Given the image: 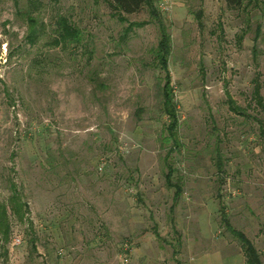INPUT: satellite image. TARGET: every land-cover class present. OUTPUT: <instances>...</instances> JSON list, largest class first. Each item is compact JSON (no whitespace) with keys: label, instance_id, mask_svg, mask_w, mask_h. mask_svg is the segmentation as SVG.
<instances>
[{"label":"rangeland","instance_id":"obj_1","mask_svg":"<svg viewBox=\"0 0 264 264\" xmlns=\"http://www.w3.org/2000/svg\"><path fill=\"white\" fill-rule=\"evenodd\" d=\"M34 1L0 0V204L24 203L22 217L8 211L0 264H243L224 218L264 263V109L252 99L259 82L264 101V0H151L133 14ZM59 16L79 42L59 38Z\"/></svg>","mask_w":264,"mask_h":264},{"label":"trees","instance_id":"obj_2","mask_svg":"<svg viewBox=\"0 0 264 264\" xmlns=\"http://www.w3.org/2000/svg\"><path fill=\"white\" fill-rule=\"evenodd\" d=\"M110 7L114 8L117 13L121 14H133L139 12L147 1L151 0H106ZM227 8L229 9H237L240 8L244 0H224ZM34 0H28V4H34ZM152 12V11H150ZM30 21V26H34V19L32 17H28ZM56 31L62 40L69 42H79L80 41V33L71 24L64 18L63 16H59L56 21ZM159 32L160 39L157 45V49L154 51V59L156 60V65L165 71L166 81L165 84L161 87L162 94V111L169 118V122L167 124L166 129L168 130V134L170 139L174 145H179L178 137H177V107L173 101L172 89H171V78L169 75L168 69V57L170 55V37L166 32L164 24H159ZM33 36V30L30 32L29 37ZM260 83L256 82L253 85L252 90V99L256 103V106L264 109V101H262V97L260 94ZM242 110V108H239ZM220 153L217 152V157H220ZM170 168V167H169ZM217 169L221 170V161L217 159ZM172 176V169L170 168L165 175L166 184L170 187L175 188L174 198H178L180 194L181 181L178 179L177 183H171L170 179ZM10 205L7 206L4 203L0 204V232L3 233L4 237H7L9 231V225L7 222L8 211H11L14 215L22 217L24 212L22 211V207L24 203H22L17 195H13L11 199H9ZM172 206L171 209L172 210ZM227 227L228 231L235 236L240 241V247L244 256L245 264H264L260 258L258 250L254 247L252 242H250L244 233L237 231L234 229L224 218L222 220Z\"/></svg>","mask_w":264,"mask_h":264},{"label":"crops","instance_id":"obj_3","mask_svg":"<svg viewBox=\"0 0 264 264\" xmlns=\"http://www.w3.org/2000/svg\"><path fill=\"white\" fill-rule=\"evenodd\" d=\"M204 250H205V249H204ZM204 250H203L202 246L200 245V246H199V252H203ZM241 254H242V253H241ZM241 256H242V259H243V264H245L244 256H243V255H241Z\"/></svg>","mask_w":264,"mask_h":264},{"label":"built area","instance_id":"obj_4","mask_svg":"<svg viewBox=\"0 0 264 264\" xmlns=\"http://www.w3.org/2000/svg\"><path fill=\"white\" fill-rule=\"evenodd\" d=\"M17 242H18V240H17Z\"/></svg>","mask_w":264,"mask_h":264}]
</instances>
